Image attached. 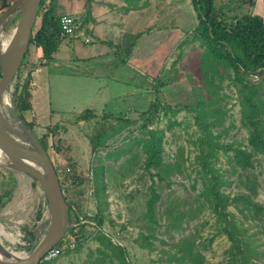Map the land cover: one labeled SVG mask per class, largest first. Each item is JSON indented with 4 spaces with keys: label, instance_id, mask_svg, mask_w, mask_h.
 Returning a JSON list of instances; mask_svg holds the SVG:
<instances>
[{
    "label": "rangeland",
    "instance_id": "1",
    "mask_svg": "<svg viewBox=\"0 0 264 264\" xmlns=\"http://www.w3.org/2000/svg\"><path fill=\"white\" fill-rule=\"evenodd\" d=\"M13 1L0 0V15ZM129 1L136 3L137 0ZM153 1L155 10L158 6L160 10V41H165L168 32L174 36L162 51V63L155 75L138 79L140 91L130 86L126 93L115 92L108 99L102 90L95 92V79L84 74L82 84L67 85L64 80L65 86L60 90V75L56 74L60 69L86 70L84 66L76 69L70 65L78 55L74 43L83 42L79 37L63 38L58 50L43 65L37 76L40 87L33 95L32 108L22 117L14 108V84L16 80L21 81L32 64L33 46H29L30 51L25 54L27 63L20 75L6 89L9 104L2 100L3 113L12 121L31 123L38 137L45 133L44 139L58 168L72 161L86 178L78 186L63 182L61 189L65 200L75 207L74 211L87 216L83 218L86 226L82 227L87 229H81L86 240L77 249L57 256L51 264H111L100 261L102 256L95 250L97 243L93 240L95 229L88 225L94 222L88 216L97 210L103 217V231L111 235L113 241L125 245L129 264H177L174 255L180 253L177 247L187 242L192 253H197L196 264H232L227 253L230 242L221 231L222 221L208 206L211 180L207 167L219 177V190L223 194L231 197L239 191L246 192V184L254 181L255 199L264 204V157L256 156L253 166L242 170L233 165L232 151L223 147L245 146L248 134L240 121V102L230 70L199 59L202 47L199 40L193 38L196 17L189 0ZM94 2L104 3V0H55V6L59 13L83 11L86 16ZM144 2L147 4L146 0ZM81 4L86 10L80 8ZM214 4L225 8L236 5L235 10L241 13L247 9L243 0H214ZM113 6L117 5L110 4ZM151 14V10L146 12L147 16ZM17 19L18 12L8 16L0 27V40L9 38ZM111 52L110 59H115V52ZM250 80L260 85L257 93L263 102L264 115V76L251 75ZM151 102L156 108L149 111ZM168 108L175 109V113ZM85 109H91L94 117L78 119L77 115ZM104 113H108L107 118L102 117ZM54 124H57L53 128L56 131L50 135L45 128ZM145 125L162 130L163 160L171 165L172 171L168 182L154 177L161 196L155 206V221H148L144 216L151 183L143 168L141 153ZM96 136L102 143L94 149ZM53 142L60 152L55 151ZM204 155L206 168L202 166ZM1 161L0 158V165ZM93 169H98L97 188L104 187L100 199L94 195V176L93 180L88 179ZM57 174L63 179L58 169ZM3 188L9 193L1 205L0 224L17 240L12 242L0 235V242L10 250L29 253L47 227L45 197L31 176L0 166V192ZM227 209L236 212L231 204ZM236 216L242 219L239 212ZM247 221L253 229V220ZM141 232L151 234V246L140 238ZM257 235L264 236L262 232Z\"/></svg>",
    "mask_w": 264,
    "mask_h": 264
},
{
    "label": "trees",
    "instance_id": "2",
    "mask_svg": "<svg viewBox=\"0 0 264 264\" xmlns=\"http://www.w3.org/2000/svg\"><path fill=\"white\" fill-rule=\"evenodd\" d=\"M189 1L196 17V25L192 30L193 38L199 40L202 47V51L199 53V59L202 63L222 65L226 70H230V76L237 87L240 102V121L248 131L246 137L247 144L245 146L238 145L232 147L231 145H223V147L226 150L232 151L231 161L234 166L242 170L251 168L256 156L261 155L264 157L263 102L257 93L260 85L250 80L251 75L264 76V21L259 15L252 14L250 11L253 0H243L247 4V9L243 13L235 10L236 5L234 8L230 6H226L225 8L224 5L216 6L214 0ZM77 15H80V13H77ZM59 16L60 13L56 10L55 0L40 1L26 51V54H28L30 51L29 46H33V61L25 70L21 81L16 80L14 84V108L19 117H22L24 112L32 108L33 95L40 87L37 76L41 73L43 65L58 50L63 38H72V36H66L61 32ZM142 32L139 31L133 35V39H131L124 49L126 57H123L122 62L126 61L125 59L131 53L130 51L134 40ZM82 41L84 40L82 39ZM26 61V58L23 59L16 77L20 75L21 68L26 65ZM156 81L158 82V79ZM152 108H156L154 102H151L147 109L150 111ZM168 110L171 113H175L176 111L170 108ZM94 115L91 109H85L77 115V118L80 120H88L93 118ZM107 115L108 113H104L102 117L107 118ZM24 123L29 128H32L31 123L25 121ZM56 126L57 124L46 126L45 129L51 135L56 131L53 129ZM144 127L145 138L141 145L143 168L147 171L151 179L149 194L145 201L144 216L148 221H155V206L161 196L158 186H155L156 180L154 177L160 182L163 180L168 182L172 171L171 165L165 164L163 160L162 130L148 128L147 125ZM45 136V133L42 137H38L37 135L43 148L48 153L56 172L58 169L59 173L63 175V179L61 175H59L60 177L58 176L61 189L63 182H69L75 186L81 185L86 179L82 172L76 169L72 161L59 169L49 152V143L44 139ZM101 143L96 136L93 141V148L97 149ZM51 145L54 146L55 151L60 152V148L55 142ZM202 158V166L206 168V155L202 156ZM207 169L211 180L208 189V198L211 199L208 201V206L217 218L222 221L221 231L226 234L230 242L227 253L231 258L232 264H264V236L257 235L258 232L264 234V204L255 199L256 183L250 181L249 185L246 184L248 191H239L230 197L228 194L220 192L219 177L212 169L209 167ZM93 176L96 185L94 195L97 199H100V193L103 192L104 187L102 186L101 189L97 188L98 169H93L91 177L88 175V179L93 180ZM1 193L0 204L3 205L9 191L3 188ZM102 195L105 196L104 194ZM67 203L70 225L67 227L64 236L54 245V247L60 249L64 248L59 255L77 249L86 240V236L82 234V230L87 229L86 227L82 228L86 226V223L80 222V217L86 218L87 216L74 211L75 207L71 202L67 201ZM229 204L234 206L236 212H239L242 216V219L237 218L236 212L227 209ZM99 211L97 210V213L90 217L88 216L89 219H94L95 223L94 225L90 223L88 225L95 229L93 240L97 243L95 250L102 256L100 257V261L104 263L108 261L111 264H129L125 245L113 241L111 235L103 231V217ZM248 219L253 220V229H250ZM73 222H77V225H71ZM31 232L32 230L29 231L30 235H32ZM150 236V233H140V238L147 245L151 246ZM66 241L74 242L73 247L69 248L64 246ZM177 249L180 251L179 254H174L177 257V264H196L195 259L197 253H192L189 242L178 245ZM55 258L41 260L38 264H51Z\"/></svg>",
    "mask_w": 264,
    "mask_h": 264
},
{
    "label": "crops",
    "instance_id": "3",
    "mask_svg": "<svg viewBox=\"0 0 264 264\" xmlns=\"http://www.w3.org/2000/svg\"><path fill=\"white\" fill-rule=\"evenodd\" d=\"M120 1L94 2L88 8L86 23L90 41L74 43L78 55L70 64L76 69L84 66L86 70L82 72L60 69V72L56 73L57 76L60 75V90L65 86L64 80H67V85L82 84L84 80L81 76L84 74L95 79V92L100 93L102 90L109 99L115 92L126 93L130 86L138 89L139 78L155 75L162 63V51L167 48L170 38L174 35L168 32L165 41H160L161 18L159 6L155 10V1L146 0L147 4L145 0H137L136 3H131L129 0ZM110 4L117 6L110 7ZM80 8L84 10L85 5L81 4ZM150 10L152 14L147 16L146 12ZM250 11L259 15L264 21V0H253ZM62 13L72 12L71 10L60 12ZM139 31L143 32L134 40L130 55L125 62H122L123 57H126L125 47ZM111 51L115 52V59H110ZM111 53L114 55L113 52Z\"/></svg>",
    "mask_w": 264,
    "mask_h": 264
},
{
    "label": "water",
    "instance_id": "4",
    "mask_svg": "<svg viewBox=\"0 0 264 264\" xmlns=\"http://www.w3.org/2000/svg\"><path fill=\"white\" fill-rule=\"evenodd\" d=\"M41 0H14L0 15V27L12 13L18 12V19L8 41L1 48L0 40V105L2 95L13 83L26 54L31 29ZM16 116V113H14ZM0 152L7 160L1 167L31 176L43 193L48 222L45 232L33 249L26 254L16 255L0 242V264H38L44 253L64 235L69 221L68 203L64 199L58 174L43 148L40 139L19 119L12 121L0 106ZM1 209V204H0ZM21 253V252H19Z\"/></svg>",
    "mask_w": 264,
    "mask_h": 264
},
{
    "label": "built area",
    "instance_id": "5",
    "mask_svg": "<svg viewBox=\"0 0 264 264\" xmlns=\"http://www.w3.org/2000/svg\"><path fill=\"white\" fill-rule=\"evenodd\" d=\"M59 24L60 29L63 34L66 36H72V37H80L84 41H89L90 37L88 36V27L85 19V14L80 13V15L77 14H71V13H62L59 16ZM91 172L89 173V176L91 177ZM84 222L83 218L80 217V222ZM88 222V221H87ZM91 225H94L95 223L90 221ZM70 223L68 222V226ZM71 225H77V222H73ZM67 226V227H68ZM74 245V242L72 241H66L65 245L66 247L72 248ZM64 248H58L52 246L49 248L43 255L42 260H50L55 258L59 255L60 252H62Z\"/></svg>",
    "mask_w": 264,
    "mask_h": 264
},
{
    "label": "bare ground",
    "instance_id": "6",
    "mask_svg": "<svg viewBox=\"0 0 264 264\" xmlns=\"http://www.w3.org/2000/svg\"><path fill=\"white\" fill-rule=\"evenodd\" d=\"M2 41V45H1V48L3 49V47H5V45H6V43H7V41H8V39H2L1 40ZM2 100H3V102L5 103V104H9V93H8V91H6L5 90V92L3 93V95H2ZM4 109V108H3ZM2 109V110H3ZM6 113V112H5ZM9 117V116H8ZM32 129V128H31ZM0 158L2 159V161H3V163H4V165H6L7 164V160L5 159V157H4V155L0 152ZM70 170V169H69ZM0 235H4V236H6L8 239H10V241H15V240H17V237L14 235V234H12V233H7V232H5L4 231V228H3V226H2V224H0ZM64 236V235H63ZM1 241V240H0ZM12 252H14V254H16V255H20V254H22V253H19L18 251H13L12 250ZM0 255L1 256H3V257H12L11 255H12V253L11 254H9V255H4V254H2V253H0Z\"/></svg>",
    "mask_w": 264,
    "mask_h": 264
},
{
    "label": "flooded vegetation",
    "instance_id": "7",
    "mask_svg": "<svg viewBox=\"0 0 264 264\" xmlns=\"http://www.w3.org/2000/svg\"><path fill=\"white\" fill-rule=\"evenodd\" d=\"M1 194H2V193L0 192V196H1Z\"/></svg>",
    "mask_w": 264,
    "mask_h": 264
}]
</instances>
